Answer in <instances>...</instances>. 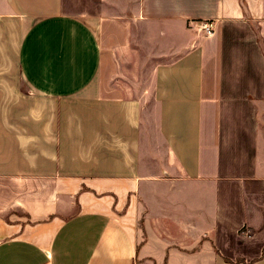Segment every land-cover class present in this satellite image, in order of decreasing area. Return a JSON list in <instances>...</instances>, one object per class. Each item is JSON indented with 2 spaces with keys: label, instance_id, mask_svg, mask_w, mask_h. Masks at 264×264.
Here are the masks:
<instances>
[{
  "label": "crops",
  "instance_id": "0c3cea01",
  "mask_svg": "<svg viewBox=\"0 0 264 264\" xmlns=\"http://www.w3.org/2000/svg\"><path fill=\"white\" fill-rule=\"evenodd\" d=\"M99 2L0 0V264H264V0Z\"/></svg>",
  "mask_w": 264,
  "mask_h": 264
},
{
  "label": "rangeland",
  "instance_id": "374dc122",
  "mask_svg": "<svg viewBox=\"0 0 264 264\" xmlns=\"http://www.w3.org/2000/svg\"><path fill=\"white\" fill-rule=\"evenodd\" d=\"M99 0H64V8L67 12L73 14H88L95 13L99 10ZM109 61V60H108ZM106 63L103 71V78L110 79V61ZM18 89L25 90L26 85L20 83L21 78L16 75Z\"/></svg>",
  "mask_w": 264,
  "mask_h": 264
},
{
  "label": "built area",
  "instance_id": "2783aa9c",
  "mask_svg": "<svg viewBox=\"0 0 264 264\" xmlns=\"http://www.w3.org/2000/svg\"><path fill=\"white\" fill-rule=\"evenodd\" d=\"M201 29L205 34H212L214 32V23L212 21L204 20L201 22Z\"/></svg>",
  "mask_w": 264,
  "mask_h": 264
}]
</instances>
